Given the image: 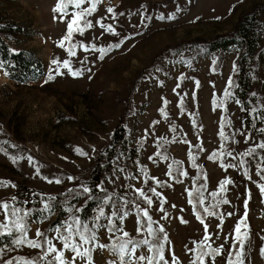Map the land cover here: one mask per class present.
I'll use <instances>...</instances> for the list:
<instances>
[{
    "label": "rangeland",
    "instance_id": "374dc122",
    "mask_svg": "<svg viewBox=\"0 0 264 264\" xmlns=\"http://www.w3.org/2000/svg\"><path fill=\"white\" fill-rule=\"evenodd\" d=\"M56 3L57 0H0V24L12 26L11 30H4L5 39L13 49L32 52L44 67L41 75L27 81L10 79L0 70V148L4 149L0 151V180L53 196L88 184L95 165L106 164L98 184L103 183L110 193H116L114 199L118 205L123 200L134 201L125 207L131 213L125 220V230L134 239H151L146 231H136L135 205L147 208L157 222L153 227L163 226L167 233L166 256L174 252L180 264H190L194 254L188 249L195 248L193 241L200 242L205 235L203 225L187 202L194 178H201L197 187L207 184L205 206L215 203L210 193L218 191L219 182L231 178L233 183L227 186V192L217 197L227 198L230 203L211 209L224 216L222 226L217 228L219 216H207L202 212L211 236L208 243L214 248L224 246V254L216 257L215 264H227L226 252L232 245L234 226L244 215L246 199L248 229L242 228V232L248 231L249 240L244 249V261L245 264H264V255H261L264 248V196L257 187L264 180L256 174L257 163L264 167L261 162L264 149H257L253 157L240 156L248 148L264 142V135L252 128L253 123L257 128L264 127V124L250 112L253 107L264 111L261 107L264 105V0H102L97 12L88 17L94 27L84 36L74 34L72 43L94 42L97 47H107L125 37L130 39L125 40L119 49L113 48L104 60L98 58V52H85L77 47V55L71 58L73 67L91 71H85L79 78L66 74L44 83L49 67H54L51 60L69 58L65 49L56 43L67 29L66 22L54 19V15H58L52 11ZM108 7L114 9L115 18L107 12ZM172 13L176 14L174 20L168 19ZM245 14H252L251 55H245L247 42L227 50H211L203 44V40L231 32ZM161 15L165 18L159 19ZM101 19L104 24H112L120 35L104 32L96 23ZM85 56L87 61L81 64ZM214 58L217 60L216 71H212ZM230 76L236 85L230 90L240 100L242 87L249 113L241 100V104L226 102L227 111L223 108L213 110V96L223 97ZM161 108L167 112V118L159 111ZM224 111L226 119L232 121L231 126L225 125V134L230 137L227 141H221L219 137ZM120 125L123 126L121 142L116 138L113 143ZM173 126L176 127L175 132L172 131ZM247 135L252 139L246 140ZM5 141L7 143H3ZM158 141L162 147L157 146ZM77 146L88 155H78L75 151ZM112 147L116 154L114 158L107 157V149ZM189 151L202 167L192 168ZM214 151H231L233 156L225 154L209 161L207 157ZM157 152L167 155L168 159L160 160L155 155ZM12 156L23 159L13 163ZM29 156L33 163L28 162ZM150 156L153 159L150 160ZM240 159L248 163L227 170L220 166L221 161L239 165ZM173 160L183 162L179 167L187 171L188 176L174 172V179L166 174ZM141 166L147 168L149 177L162 181L164 186L157 185L155 180L145 184ZM37 167L40 168L39 175L36 174ZM244 168L249 169L252 180L244 176ZM68 176L76 179L67 180ZM44 177L53 180L59 177L63 183L50 184ZM177 179L182 183H177ZM153 187L161 194L159 197L149 191ZM136 188H142L152 198L151 207L139 197ZM15 192L16 186L0 187V201L11 204ZM161 199H166L164 212L160 211ZM84 202L82 198L68 204L66 209L84 206ZM96 207L80 213L90 225ZM229 212L233 213L230 217L227 215ZM54 219L55 215H52L43 223H36L31 218L30 238H35L37 228L47 229ZM5 222L10 221H6L0 212V223ZM99 235L102 243H111L106 231ZM159 235L162 239L163 234ZM6 246L0 247L5 248L0 253V264L17 256L32 258L39 254V250L27 246ZM57 247L61 245L57 243ZM67 255L71 258L70 253ZM109 259L115 257L107 250L94 254L95 264H106ZM205 259L211 264L210 257Z\"/></svg>",
    "mask_w": 264,
    "mask_h": 264
},
{
    "label": "snow or ice",
    "instance_id": "6c2138e0",
    "mask_svg": "<svg viewBox=\"0 0 264 264\" xmlns=\"http://www.w3.org/2000/svg\"><path fill=\"white\" fill-rule=\"evenodd\" d=\"M102 0H57L53 8V13L58 14L54 15V19H58L60 22H66V34L57 41V46L65 49L69 58L60 60L59 57L51 60L50 64L54 67H49L47 76L44 80V83L54 81L57 77H62L64 75H69L73 78H79L84 76L85 71L90 72L91 69L84 68H74L72 63V57L77 55L76 48L79 47L85 52L92 50L99 53V59L104 60L105 56L113 49H119L125 42V40L130 39V37H125L124 40H120L115 44H109L107 47H97L96 43L92 42L90 44H85L81 41L72 43L74 34H79L84 36L85 32L94 27L93 21L88 19L97 12L98 6L101 5ZM85 5H87L85 7ZM72 8L73 11L69 12V8ZM108 13H112L113 18H115L116 13L112 7H108ZM179 11V9H177ZM123 15V13H120ZM70 16V18H68ZM165 17L161 15L159 19H164ZM176 14L172 13L168 16V19H175ZM219 19V17H217ZM96 23L101 29L106 33L119 36L120 34L116 31L112 24H104L101 20H97ZM103 35V32L101 33ZM94 39H99V37H94ZM65 42L68 43V46L65 47ZM10 51H16L11 49ZM87 61L85 56L83 60L80 61L81 64H84ZM217 60L214 58L212 60V71H216ZM6 61L0 60V70L5 69ZM236 70L235 62L233 65V71ZM4 75L8 76L10 73L4 71ZM89 78H91L89 76ZM183 79V77H182ZM197 86L199 82L197 81ZM236 85L232 80L231 76L228 78L227 86L223 91V97L217 98L215 95L212 99L213 110L216 108H223L227 111L226 102L234 101L236 104H241L242 102L235 98V94L230 89L235 88ZM175 91V89H174ZM253 96L256 94L253 93ZM167 103V101H165ZM181 109L183 108V98H181L180 103ZM264 108V105L261 106ZM159 111L167 118V112L164 108L159 109ZM250 112L255 114V119L259 120L260 123L264 124V111H260L257 108L253 107ZM158 123V122H154ZM195 124V120L192 121ZM232 121L221 117L220 122V131L219 137L221 141H227L230 139L228 135L225 134L224 126H231ZM254 131L259 132L264 135V127L257 128L255 123L252 124ZM172 131H176V127H172ZM244 135L243 133H241ZM246 140H251L252 136L247 135ZM167 141H165L166 143ZM3 143H7L6 141ZM158 147H162L160 142H157ZM196 147H201L196 145ZM224 148L223 143L221 144V149ZM257 149H264V142L256 144L254 147L248 148L245 152L240 153L241 157H253ZM0 151H4L3 148H0ZM76 153L80 156H87L88 153L85 152L79 146L75 149ZM95 151V149H93ZM229 157L233 156L231 151L226 153L221 152H212L211 155H208L207 159L209 161H214L218 157L223 155ZM159 157L160 160H167V155H162L160 152L155 154ZM188 158L191 160L192 168L202 167L196 163V156H194L190 151L188 153ZM235 159V157H233ZM13 163L18 159H23V157H10ZM149 159H153L152 156ZM29 163H33V158L31 156L27 157ZM155 162V161H154ZM261 162L264 163V157H261ZM181 161L173 160L171 164L168 165L167 175L173 177V173L177 172L179 176H188V172L182 170ZM248 161L240 159L239 165L236 164H224L221 161L220 166L227 170L228 168H234L238 166H243L247 164ZM178 166V167H174ZM123 171V169H120ZM141 172L144 176V183L147 184L149 180H155L157 185L164 186V183L155 177H149L148 170L146 167L141 166ZM264 167L261 166V163L256 165V174L260 176L261 180H264ZM36 174H40V168H36ZM244 176L248 180H252V176L248 168H244ZM174 179L176 177H173ZM48 183L61 184L63 183L62 179L57 177L54 180L44 177ZM76 177L68 176L67 180H75ZM200 177L197 176L194 178V183L196 180H199ZM207 179V176H205ZM177 183H182L179 179ZM233 183L231 178H225L219 182L218 191H212L210 196L215 200V203L205 206L204 191L207 190V184H202L200 187L193 188L188 191V204L192 205L193 213L198 221L203 225L204 228V238L200 242L193 241L196 245L193 249H188L189 252H192L193 258L190 261V264H208L206 257L211 258V264H215L216 257L223 255L222 250L224 246L212 247L209 242L211 236L208 233V224L204 223V219L201 215V211L198 210V205L202 208L203 213L207 216H219L220 224L217 225V228H220L224 221V216L216 211L211 209L218 208L221 204L227 205L230 201L227 198H219L221 193L227 192V186ZM11 185L15 187V184H12L11 181L0 180V187H7ZM170 186V185H169ZM131 188V185H128ZM257 187L262 196H264V183H258ZM95 188L102 193L103 195L96 196L93 194V187L88 186L87 184H81L79 187H73L67 189V194L71 195L73 199H79L80 197L85 198V205L88 201L95 200L97 202V207L95 209V214L93 215L91 225L87 222V218L80 215L84 211V206L75 207L69 206L65 211L69 214L64 220L59 224L50 225L47 229L41 230L39 228L35 231V238H30L29 236V226L33 222L31 218L36 217V223H43L45 220L49 219L52 215L55 214V205L53 201L56 200L54 196H48L46 200H42L43 207L38 209H23L16 206V197L12 198V203L10 204L7 201H0V212L4 214L5 220L10 222L0 223V238L9 237L10 243L15 247L27 246L31 249L39 250V254L33 256L32 258H27L24 256H17L13 259H8L5 261V264H95L94 254L99 251L103 252L105 250L109 251L115 259H109L106 261V264H180L178 258L175 256L174 252H170L166 256V244L168 241L167 233L163 226L154 228L153 224L157 223L153 220L152 216L149 215L147 208H140L139 204H136V231L142 232L146 231L149 238L143 239H134L131 234L125 230V220L131 216V213L125 210V207L128 204L134 203V201L123 200V203L118 205L114 196L116 193H110L108 188L103 185V183L98 184ZM135 191L139 194V197H142L144 202L152 206L153 200L149 197L142 188H136ZM155 196H160L161 194L157 192L156 188H149ZM250 196V193H249ZM24 203H30V201H25ZM160 211L164 212L163 205L166 203V199L160 200ZM107 206V210H106ZM175 207V205H172ZM245 212L244 215L238 220L235 224L233 233L231 236L232 248H236L235 258L233 259V252L227 250V264H245V246L246 242L249 240L248 231H243L242 228L248 229L247 224V209H248V200L244 201ZM230 217L233 215L232 212L227 213ZM166 218V214H165ZM181 222H185L183 218H180ZM146 220V224H145ZM106 221V222H102ZM101 231H106L108 240L111 243H102L99 233ZM54 233V235L49 236L48 233ZM163 234L161 239L159 234ZM228 239V237H226ZM57 242L61 247H57ZM205 246L207 250H205ZM7 246H5L6 248ZM5 248H0V253L5 251ZM71 254V258L67 254ZM261 255H264V248L261 249Z\"/></svg>",
    "mask_w": 264,
    "mask_h": 264
},
{
    "label": "trees",
    "instance_id": "16d2710c",
    "mask_svg": "<svg viewBox=\"0 0 264 264\" xmlns=\"http://www.w3.org/2000/svg\"><path fill=\"white\" fill-rule=\"evenodd\" d=\"M251 18H252V14H245L241 16L231 32L217 34L216 36L210 38L209 40H203V44L208 49L211 50H227L233 45H237L238 43L241 42H247V46L245 47V55H248L249 53L251 55L253 52L251 49L252 43L250 40V25L252 21ZM5 29L11 30L12 26L11 25L2 26L0 24V60L6 61L5 69L2 70L3 73L4 71H8L10 73L8 77L16 81H27L30 79H35L36 77L41 75L44 72V67L41 61L38 60L32 52H29L27 50H16V49H14L16 50L14 52L10 51L13 48L4 37ZM239 59L240 58L238 56L237 58L238 65H239ZM240 95H242L241 96L242 98H240V100L244 103V108L246 109V111L248 110L249 113V109L245 105V99H244L245 92H242V87H241ZM222 117H224L225 119L227 118L225 111L223 112ZM121 129H123L122 125H120L117 128L115 135L112 139L113 143L117 141L116 138H118V142H121L119 140L121 135L120 134ZM224 130H226L225 126H224ZM113 149H114L113 147L107 149L108 152L107 157L114 158L116 156V154H114ZM106 166H107L106 164L97 163L90 174V178L87 185L93 187V194L96 196L103 195L95 188V186L99 183L101 177L104 175ZM200 180L201 178L195 181L193 188L197 187V184H199ZM48 196H52V195H46L36 190L34 191L33 189H29L27 186L21 184L16 185V192L13 195V197H16V202H15L16 206L21 207L23 209L42 208L43 204L41 201L46 200ZM53 196L56 197V200L53 201V204L55 205V214H54L55 219L50 223V225L59 224L62 220H64L67 217V212L65 211V209L68 204L72 202H77L82 198H84V197H80L78 200L73 199L71 195L67 194V190H63ZM25 201H30V203H24ZM96 205L97 202L95 200L88 201L87 205H85L84 202V210L88 211L90 208ZM197 207L198 210L201 211V215H202L203 212L202 208H200L199 205ZM32 218L36 219L35 216H33ZM6 245H11L10 238L9 237L0 238V247ZM205 250H207L206 246H205ZM230 250L233 252V257H234L235 251L237 249L232 248L231 245Z\"/></svg>",
    "mask_w": 264,
    "mask_h": 264
}]
</instances>
